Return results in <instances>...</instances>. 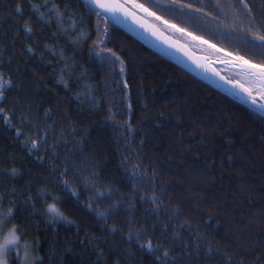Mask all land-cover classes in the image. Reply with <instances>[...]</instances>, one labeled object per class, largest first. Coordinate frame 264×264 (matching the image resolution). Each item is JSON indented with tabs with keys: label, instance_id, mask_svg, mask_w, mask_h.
<instances>
[{
	"label": "trees",
	"instance_id": "16d2710c",
	"mask_svg": "<svg viewBox=\"0 0 264 264\" xmlns=\"http://www.w3.org/2000/svg\"><path fill=\"white\" fill-rule=\"evenodd\" d=\"M17 2L23 4L24 19L35 30L32 39L38 52H44L43 60L38 56L32 59L18 56L9 63L12 53L10 42L24 23L14 13ZM137 2L214 44L215 48H210L208 44L193 41L204 48L203 54L211 58L234 60L233 57L242 56L252 63L264 64L260 41L247 31V20L234 16L240 7L238 0ZM246 2L259 23L264 12V0ZM32 3L40 4L43 0H0V44L8 45L7 54L0 56L3 61L0 72L6 77L11 75L17 83L24 85V92L29 94L24 103L40 104L41 116L46 109H51L57 130L62 125L68 126L69 121L80 129L87 128L86 146L96 150L102 177L123 193L127 194L131 188L129 173L121 164L124 156L131 157L130 163L139 158L141 170L146 167L151 172L155 168L158 185L167 186L159 219L152 215L150 204L137 202L134 212L148 229L151 230L155 224L156 235H161V229L167 225L166 235L171 236L173 225L187 220L192 228L186 226L178 230L184 239L190 238L193 230L207 232L215 240L222 241L227 250L239 251L245 264H261L264 261V222L258 221L264 220V115L156 53L107 18L97 17L83 0H49V6L55 4L61 12L73 14L74 19H83L81 27L88 35L79 44L69 42L62 34L53 36V33H58L55 18L50 26H42L37 16L30 12ZM229 5H235V8ZM148 19L173 37V34H178ZM97 26L101 30L100 39L104 40L107 48L124 60L123 74L119 62L113 70L108 64H101L95 56L90 58V50L98 38ZM105 28L108 30L106 37L102 34ZM79 31L77 29L72 35L75 37ZM20 39L23 40V36ZM60 50L64 53L63 58ZM226 52L229 55L226 56ZM24 60H28L27 66ZM65 63L68 67L64 79L70 85L67 89L57 82L60 68ZM85 70L90 78L77 80ZM73 71L75 74L69 76ZM224 75L229 80H238V74L233 72H225ZM125 80L128 88H124ZM86 84L92 85L94 94L101 99L99 107L76 98ZM125 94L132 104L130 122L134 129L127 137V145L124 143L126 133L116 127V124L129 119ZM23 96L24 93L14 89L7 94L6 100L0 102V106L12 107L14 101L22 100ZM111 104L116 105L112 108L116 124L106 119ZM43 123L41 121V126ZM23 131L26 135L29 133L28 128ZM24 140L25 136L17 138L16 131L7 128L0 120V166L16 167L21 172L14 181L0 182V188L30 186L32 193L36 194L39 188L47 185L53 195L61 198L58 207L69 219L78 222L80 239L85 238L86 232L100 235L103 222L86 207L89 193L80 186L77 189L78 200L71 192L57 186L54 181L58 178L49 177L47 162L38 161L36 153L29 154ZM229 156L232 157L230 162ZM52 202L50 198L37 199L36 207L40 209ZM177 208L179 218L169 220L171 211ZM15 223L25 228L27 239L39 241V255L47 257L52 241H56L60 249L66 240H71L83 257L82 264H96L97 258L91 254L92 250L80 247L74 225L60 224L54 232L39 212L32 214L30 206L18 210ZM115 245L118 246L115 250L120 253L121 264H145L149 259L135 247L129 249L119 236ZM103 246L109 248L113 242ZM112 258L108 256L107 262ZM107 262L101 261L100 264ZM199 264H205V261L201 258ZM208 264H218V258Z\"/></svg>",
	"mask_w": 264,
	"mask_h": 264
},
{
	"label": "snow or ice",
	"instance_id": "6c2138e0",
	"mask_svg": "<svg viewBox=\"0 0 264 264\" xmlns=\"http://www.w3.org/2000/svg\"><path fill=\"white\" fill-rule=\"evenodd\" d=\"M86 3L92 6L97 17L109 14L116 17L117 14H123L125 17H130L133 21L138 22L146 31H151L153 35L159 38L160 33L155 26L148 25L143 18L137 17V11L142 12L144 17L153 19L166 29L189 37L192 41L208 44L210 48H215L214 44H209L207 40L157 15L145 4L138 3L137 0H86ZM238 4L240 7L234 13V16L236 18L243 17L247 20V31L254 34L255 40L260 41V48L264 52V12L261 13V19L257 23L253 15V9L246 0H238ZM229 6L235 8V5ZM186 7L190 6L186 5ZM96 9L100 11H96ZM30 12L37 16L42 26H50L53 23V18H55L58 33H53V36L62 34L69 42L74 44L82 43L87 39L88 34L81 27L83 19L79 21L74 19L73 14L61 12L55 4L49 6V0H43V3L40 4L32 3ZM14 13L18 14L17 18L24 20V23L22 29L18 28L16 30L14 38L10 42L12 53L9 55V63L18 56H26L28 59L38 56L39 59L43 60L44 52H38L37 50L36 43L32 39L35 30L24 19L23 4L21 2L15 4ZM28 19H31V17H28ZM77 29H80V31L74 37L72 33L76 32ZM96 31L98 38L90 50V58L95 56L101 64H108L113 70L116 62H119L121 65L120 72L123 74L125 71L124 60L112 49L107 48L104 40L100 39L101 30L99 26H97ZM107 31V28L103 30L102 34L105 37ZM21 36H23V40L20 39ZM166 42L170 46H177L174 42ZM177 47L179 50V46ZM45 48L47 49V45H45ZM7 50L8 45L0 44V56L7 54ZM216 51H220V49H216ZM52 54L56 55V52ZM59 54L62 58L64 57L62 50ZM225 55L227 56L229 53L226 52ZM233 59L246 66L249 74L260 80L259 97L260 101H264V64L252 63L242 56L233 57ZM49 63L53 62L49 61ZM2 64L3 61L0 60V65ZM27 64L28 60H24V65L27 66ZM67 67L68 65L65 63L60 68V78L57 81L62 83L66 89L70 86L69 82L64 79V72ZM74 68L75 65L73 64ZM74 74L73 71L69 76ZM89 78L87 70L77 76L79 81ZM128 87V82L125 80L124 88ZM233 87L241 88L250 102L264 115V102L257 100L251 88L244 87L242 84H235ZM14 89L24 93L23 99L14 101L12 107L0 106V120L7 128L16 131L17 138L25 136L24 144L28 147L29 154L36 153L38 161L41 163L47 162L49 177L56 176L58 178L54 181L57 186L71 192L78 200L77 189L80 186L84 188L86 193H89L86 198V207L90 213L96 215L99 221L103 222V227L100 229V235L86 232L85 238L80 239L78 222L69 219L58 207L61 198L53 195L47 185L39 188L36 194L32 193L30 186L25 188L15 186L0 188V264H10V261L11 264H82L83 257L80 252L75 250V244L71 240H66L64 247L60 249L57 248L56 241H52L47 257L39 255V241L27 239L25 228L15 223L18 219V210L27 206L31 207L33 215L39 212L54 232L60 224L74 225L80 247L92 250L91 254L97 258L96 264H100L101 261L107 262L108 256L113 258L107 264H121L120 253L115 250L118 247L115 245L117 236L126 242L129 249L135 247L149 257L145 264H193L194 261L199 264L201 258L205 261V264H208L214 258H218V264H245L244 256L239 251L227 250L224 243L215 240L210 233L193 230L190 238L184 239L178 230H183L186 226L192 228L190 221L184 220L174 224L171 236L166 235L167 225L161 229V235L159 236L155 234V224H153L151 230L148 229L144 223L136 218L134 209L137 202L150 204L152 215L159 219L160 209L164 206L163 197L167 186L164 184L158 185L156 169L152 168L149 172L145 167L141 170L142 163L139 158L136 159L135 163H130L131 157L124 156L121 164L129 173L128 179L131 188L127 194L121 192L111 181L102 177L96 150L91 146H86L87 128L80 129L74 122L69 121L68 126L62 125L57 130V121L53 119L52 110L46 109L43 116H41L40 104L24 103V100L29 98V94L24 92V85L17 83L11 75L6 77L5 73L0 72V102L6 100L7 94ZM76 98L96 107H99L101 103V99H98L94 94L92 85L86 84ZM125 102L129 117L127 121L123 124H116V114L112 112V108L116 106L115 104H111L109 107V116L106 119L116 124V127L121 128L126 133L124 143L127 145L129 143L127 137H130L134 131L130 122L133 108L128 94H125ZM17 111H19V116ZM63 118L66 119V116ZM16 121H18V124ZM41 121L44 122L43 126H41ZM48 121H52V123H48ZM24 128L29 129L27 135L23 131ZM50 136L51 142H49ZM231 160L232 157L229 156L228 161ZM20 175L21 172L16 167L0 166V182L14 181ZM29 185H31V181H29ZM47 198H50L53 202L47 203L38 209L36 207L37 199ZM5 204H7V207H5ZM179 216V209H173L168 219L179 218ZM258 222H264V220ZM109 241L113 242V246L104 247L103 245ZM261 264H264V261H261Z\"/></svg>",
	"mask_w": 264,
	"mask_h": 264
},
{
	"label": "water",
	"instance_id": "95a60500",
	"mask_svg": "<svg viewBox=\"0 0 264 264\" xmlns=\"http://www.w3.org/2000/svg\"><path fill=\"white\" fill-rule=\"evenodd\" d=\"M83 1L86 3V0ZM157 3L159 4V2ZM90 7L92 8V6ZM96 11L100 10L96 9ZM136 14L138 18H143L146 24L155 26L160 33V37L158 38L153 35L151 31H146L138 22L133 21L130 17H125L123 14H117L116 17L109 14L103 17L121 27L156 53L176 63L226 95H229L260 113L258 108L250 102L241 88L233 87L235 84H242L244 87L251 88L253 95L257 97L258 101H260L259 91L261 88V82L257 77L249 74L246 66L241 65L235 60L223 57L211 58L203 53H198L185 45L182 41L178 40L175 36L173 37L166 33L147 17H144L143 13L140 14L137 12ZM166 41L174 42L175 45L179 46V50L177 46H170ZM225 72L238 74V80H229L224 75Z\"/></svg>",
	"mask_w": 264,
	"mask_h": 264
},
{
	"label": "rangeland",
	"instance_id": "374dc122",
	"mask_svg": "<svg viewBox=\"0 0 264 264\" xmlns=\"http://www.w3.org/2000/svg\"><path fill=\"white\" fill-rule=\"evenodd\" d=\"M178 40L182 41L185 45L189 46L191 49H193L194 51L201 53L204 52V48L199 46V45H195L193 41H191L188 37L183 36L181 34H173Z\"/></svg>",
	"mask_w": 264,
	"mask_h": 264
}]
</instances>
